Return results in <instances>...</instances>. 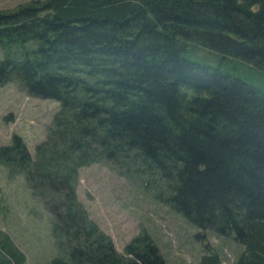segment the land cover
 Masks as SVG:
<instances>
[{"label":"trees","instance_id":"trees-1","mask_svg":"<svg viewBox=\"0 0 264 264\" xmlns=\"http://www.w3.org/2000/svg\"><path fill=\"white\" fill-rule=\"evenodd\" d=\"M194 44L264 72V0H34L0 11V86L59 104L34 159L17 134L0 145V165L51 217L59 255L45 264H165L145 231L119 253L88 217L75 183L93 163L241 244L235 264H264V91L187 58ZM24 260L0 231V264Z\"/></svg>","mask_w":264,"mask_h":264},{"label":"rangeland","instance_id":"rangeland-1","mask_svg":"<svg viewBox=\"0 0 264 264\" xmlns=\"http://www.w3.org/2000/svg\"><path fill=\"white\" fill-rule=\"evenodd\" d=\"M34 0H0L5 12ZM190 60L220 65L264 91V72L200 45H189ZM53 99L30 97L15 82L0 86V145L12 134L21 137L31 159L35 145L44 139L47 125L58 109ZM121 175L107 164L93 163L77 171L75 195L88 217L110 237L122 253L132 237L145 231L165 264H196L201 255H215L217 264H235L243 246L231 237L200 231L169 206L158 201L149 185ZM0 231L24 254L23 264H45L59 255L51 234V217L31 195L21 173L0 165ZM200 235L196 237V234Z\"/></svg>","mask_w":264,"mask_h":264}]
</instances>
